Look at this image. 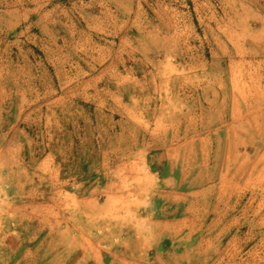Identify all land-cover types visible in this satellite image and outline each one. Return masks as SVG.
I'll use <instances>...</instances> for the list:
<instances>
[{"label":"rangeland","instance_id":"rangeland-1","mask_svg":"<svg viewBox=\"0 0 264 264\" xmlns=\"http://www.w3.org/2000/svg\"><path fill=\"white\" fill-rule=\"evenodd\" d=\"M0 264H264V0H0Z\"/></svg>","mask_w":264,"mask_h":264},{"label":"crops","instance_id":"crops-1","mask_svg":"<svg viewBox=\"0 0 264 264\" xmlns=\"http://www.w3.org/2000/svg\"><path fill=\"white\" fill-rule=\"evenodd\" d=\"M164 229L166 230V231H164L165 232V234H168L169 233V222H166L165 224H164Z\"/></svg>","mask_w":264,"mask_h":264}]
</instances>
